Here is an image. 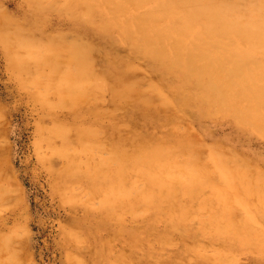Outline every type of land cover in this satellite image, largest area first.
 <instances>
[{
	"label": "bare ground",
	"instance_id": "obj_1",
	"mask_svg": "<svg viewBox=\"0 0 264 264\" xmlns=\"http://www.w3.org/2000/svg\"><path fill=\"white\" fill-rule=\"evenodd\" d=\"M18 8L0 10V45L42 112L49 151L38 153L70 207L67 264H264V165L237 144L264 139V0ZM224 119L226 139L213 127ZM5 156L0 147V264H31L23 212L2 214L13 207Z\"/></svg>",
	"mask_w": 264,
	"mask_h": 264
},
{
	"label": "rangeland",
	"instance_id": "obj_2",
	"mask_svg": "<svg viewBox=\"0 0 264 264\" xmlns=\"http://www.w3.org/2000/svg\"><path fill=\"white\" fill-rule=\"evenodd\" d=\"M21 1L23 2V0H0V10L18 15ZM7 62L0 45V115H4L3 118L0 116V130H2L0 137L4 135L0 139V147L6 153L7 172L10 175L8 180L11 181L10 183L5 181L4 185L7 190L10 189L13 196L11 200L13 207L7 208L2 214L6 219L11 217L12 221L17 213L23 212L24 216L19 224L26 230L25 249L31 252H29L31 264H67L60 240L62 221L68 216L70 207L63 204L60 195L52 190L49 173L40 159V153L46 154L49 151L47 146H41L43 148L41 150L38 144L37 123L42 117L40 115L42 112L37 103L17 84L11 69L7 68ZM222 122L213 126L216 137H230L233 128L226 124L227 119ZM61 143V137L52 140L54 146ZM237 144L246 149L249 155H257L260 159L259 163L264 165L263 138H243ZM227 147L225 145V149ZM56 162L62 164L63 160L57 157ZM13 189L15 191H12ZM205 191L209 192L210 188L207 187ZM100 196L101 193L97 191L95 199L98 200ZM246 198L252 202L256 201L254 194L247 195ZM244 213L245 210L240 209L237 215L241 217ZM73 218L79 220L77 216ZM115 237V235L111 236L112 239Z\"/></svg>",
	"mask_w": 264,
	"mask_h": 264
}]
</instances>
